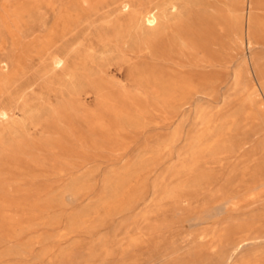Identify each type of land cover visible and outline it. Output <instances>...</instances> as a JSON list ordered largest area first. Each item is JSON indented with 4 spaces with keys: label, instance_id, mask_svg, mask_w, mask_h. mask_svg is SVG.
<instances>
[{
    "label": "rangeland",
    "instance_id": "rangeland-1",
    "mask_svg": "<svg viewBox=\"0 0 264 264\" xmlns=\"http://www.w3.org/2000/svg\"><path fill=\"white\" fill-rule=\"evenodd\" d=\"M228 263L264 264V0H0V264Z\"/></svg>",
    "mask_w": 264,
    "mask_h": 264
},
{
    "label": "bare ground",
    "instance_id": "bare-ground-1",
    "mask_svg": "<svg viewBox=\"0 0 264 264\" xmlns=\"http://www.w3.org/2000/svg\"><path fill=\"white\" fill-rule=\"evenodd\" d=\"M146 21L150 24V25H155L158 21V17L157 14L154 10H150L147 12L146 14ZM170 23V22H169ZM197 44V43H196ZM62 61V59L58 60V63H60ZM94 92V91H93ZM3 114H6L5 112H3ZM203 179V178H202ZM205 180V179H204ZM210 182V181H208ZM198 187V186H197ZM200 187V186H199ZM206 187V186H205ZM137 195V194H136ZM135 194H127L124 195L122 198L120 199V203L118 205V213L123 212V211H127L130 210L134 204L130 203V199L135 198ZM168 198H172L175 199L177 202H185V203H190L193 199L195 200L196 198L199 197V194H197L196 192H183L182 194H178V193H169L167 195ZM110 202V201H109ZM193 202V201H192ZM113 204V203H112ZM233 205V204H232ZM230 209V208H229ZM232 209V208H231ZM106 223V222H105ZM234 235H232L230 237V239L232 240V243L238 247L240 244H244L245 242H247L248 240H250V236H248L246 233L245 234H241L238 230V228L234 229ZM239 248V247H238ZM231 258V257H230ZM232 263V262H231ZM229 264V263H228Z\"/></svg>",
    "mask_w": 264,
    "mask_h": 264
}]
</instances>
